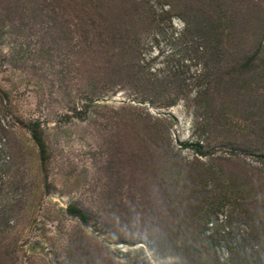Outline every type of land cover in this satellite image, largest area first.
Returning a JSON list of instances; mask_svg holds the SVG:
<instances>
[{
  "label": "rangeland",
  "instance_id": "1",
  "mask_svg": "<svg viewBox=\"0 0 264 264\" xmlns=\"http://www.w3.org/2000/svg\"><path fill=\"white\" fill-rule=\"evenodd\" d=\"M63 1L0 0V264H264V0Z\"/></svg>",
  "mask_w": 264,
  "mask_h": 264
},
{
  "label": "trees",
  "instance_id": "2",
  "mask_svg": "<svg viewBox=\"0 0 264 264\" xmlns=\"http://www.w3.org/2000/svg\"><path fill=\"white\" fill-rule=\"evenodd\" d=\"M46 1L50 4L51 9H55V11L60 10L59 4H65L63 0H46ZM71 12H74V5L71 6ZM79 12H80V10L77 7L75 10V13H79ZM84 12H85L84 9L81 10V14L83 17H76L75 18L74 16H72V19H73V21H75L76 19L80 20V25H81V31L78 35V44H77L78 52L80 53L79 57L87 58L90 55L96 54L97 50H98V48H100L101 44L97 43V42H93L92 39L90 38V37L94 38V37L98 36V34L97 35L95 34V31L97 29L93 25V23H91V24L89 23V29L88 30L85 28L86 20H85V15H84L85 13ZM51 20H53L55 22H60V23H63V21H65V19H62L61 17H58L56 15L54 18H51ZM65 23L67 24V23H69V21L68 22L65 21ZM71 23H72V21H70V24ZM66 31L68 33H71V31L68 29H66ZM103 45L106 46L107 43H103ZM252 67H253V65L249 66V68H252ZM31 138H32L35 146L38 149L40 161L43 162L44 150H43L42 141L35 131L31 132ZM68 212L70 213V211H68Z\"/></svg>",
  "mask_w": 264,
  "mask_h": 264
}]
</instances>
